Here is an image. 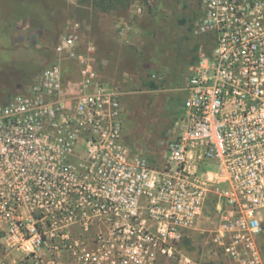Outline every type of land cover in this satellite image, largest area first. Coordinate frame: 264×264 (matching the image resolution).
I'll list each match as a JSON object with an SVG mask.
<instances>
[{
  "label": "built area",
  "instance_id": "built-area-1",
  "mask_svg": "<svg viewBox=\"0 0 264 264\" xmlns=\"http://www.w3.org/2000/svg\"><path fill=\"white\" fill-rule=\"evenodd\" d=\"M200 4L213 44L161 166L124 142L126 91L77 32L0 102V264H201L177 244L209 199L226 264H264V0Z\"/></svg>",
  "mask_w": 264,
  "mask_h": 264
},
{
  "label": "rangeland",
  "instance_id": "rangeland-1",
  "mask_svg": "<svg viewBox=\"0 0 264 264\" xmlns=\"http://www.w3.org/2000/svg\"><path fill=\"white\" fill-rule=\"evenodd\" d=\"M198 9V0H132L126 8L110 10L97 0H0V89L13 94L30 84L53 57L59 36L77 32L96 46L100 74L126 91L121 99L124 142L161 166L166 142L177 134L189 67L205 47L206 34L194 33ZM146 77L160 87L142 88ZM217 226L209 199L198 229L177 251L201 264H226L213 241ZM259 243L264 251V237ZM166 264H176L175 259Z\"/></svg>",
  "mask_w": 264,
  "mask_h": 264
},
{
  "label": "trees",
  "instance_id": "trees-1",
  "mask_svg": "<svg viewBox=\"0 0 264 264\" xmlns=\"http://www.w3.org/2000/svg\"><path fill=\"white\" fill-rule=\"evenodd\" d=\"M97 1L99 4H101V6L104 10H110V9H116L119 7L126 8L130 5L132 0H97ZM198 1L201 3V0H198ZM181 22H184V19H181ZM151 34H153V31L151 32ZM161 35H159V36H161ZM158 38H160V37H158ZM158 38L155 39L154 43H156ZM212 44H213V35L211 33H207L206 34V41H205V43H203V45L205 46L203 48L207 53L210 52V50L212 48ZM148 59H149V55H148ZM197 59H198V55H195L194 58L192 59V63L197 61ZM151 63H153V62H151ZM150 74H151V72H149V75ZM162 80H164V79H162ZM140 86L144 89L155 90V89H158L160 87V83L153 78L146 77V78L141 80ZM0 91L2 92L3 90L0 89ZM9 95H11L10 92H4L3 95H0V102H4ZM149 159H150V161L154 162V160L152 158H149ZM189 240H190L189 237L184 236L181 239V241L177 244V247L179 245H182L185 242H189Z\"/></svg>",
  "mask_w": 264,
  "mask_h": 264
},
{
  "label": "flooded vegetation",
  "instance_id": "flooded-vegetation-1",
  "mask_svg": "<svg viewBox=\"0 0 264 264\" xmlns=\"http://www.w3.org/2000/svg\"><path fill=\"white\" fill-rule=\"evenodd\" d=\"M200 14H202V9L195 10L193 13L194 16H198Z\"/></svg>",
  "mask_w": 264,
  "mask_h": 264
},
{
  "label": "crops",
  "instance_id": "crops-1",
  "mask_svg": "<svg viewBox=\"0 0 264 264\" xmlns=\"http://www.w3.org/2000/svg\"><path fill=\"white\" fill-rule=\"evenodd\" d=\"M108 34V33H107ZM63 262L65 263V264H69V260L66 258V256H63Z\"/></svg>",
  "mask_w": 264,
  "mask_h": 264
}]
</instances>
